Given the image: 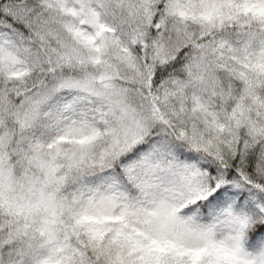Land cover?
Returning a JSON list of instances; mask_svg holds the SVG:
<instances>
[{
    "label": "snow or ice",
    "instance_id": "6c2138e0",
    "mask_svg": "<svg viewBox=\"0 0 264 264\" xmlns=\"http://www.w3.org/2000/svg\"><path fill=\"white\" fill-rule=\"evenodd\" d=\"M0 264H264V0H0Z\"/></svg>",
    "mask_w": 264,
    "mask_h": 264
}]
</instances>
